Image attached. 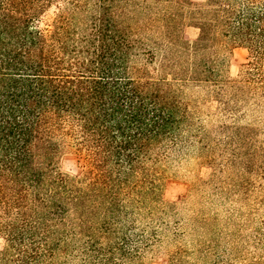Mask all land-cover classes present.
Here are the masks:
<instances>
[{
    "label": "trees",
    "instance_id": "1",
    "mask_svg": "<svg viewBox=\"0 0 264 264\" xmlns=\"http://www.w3.org/2000/svg\"><path fill=\"white\" fill-rule=\"evenodd\" d=\"M229 48L248 53L236 78ZM187 149L211 169L197 188L261 205L264 0H0V264H145L134 225L176 216L166 165ZM214 222L168 264H264L203 240Z\"/></svg>",
    "mask_w": 264,
    "mask_h": 264
},
{
    "label": "rangeland",
    "instance_id": "2",
    "mask_svg": "<svg viewBox=\"0 0 264 264\" xmlns=\"http://www.w3.org/2000/svg\"><path fill=\"white\" fill-rule=\"evenodd\" d=\"M52 15V11L49 12L45 21H50ZM186 32L192 39L197 35V31L192 28H188ZM225 55L228 61V75L236 78L242 65L247 61L248 53L242 48H229ZM199 111L200 122L206 128L214 126L220 120L214 102L206 103ZM195 155L193 149L178 150L171 153L167 161L162 199L165 203L177 205L176 216H166L161 222L147 218L146 221L136 222L134 225L136 234L149 238L151 243L153 241L150 251L143 255L144 263L168 264L169 255L178 246L192 250L197 240L194 229L198 216L205 217L210 222L215 221L212 227H216L219 232L214 239L206 235V232L205 234L201 232L203 240H218L223 250L237 246L240 260L256 255L264 257L263 249L255 251L252 247V238L256 234L264 239V193L254 194L253 198L263 200L261 205L256 206L253 205L255 199L251 198L249 203L253 205V210L250 211L248 208H241L239 204H234L232 198L224 195L221 187L220 191L213 187L197 188L196 185L200 181L209 179L211 169L206 165H200ZM68 171L76 172L74 165L71 164ZM233 221L237 227L240 225L242 228L233 230ZM232 230L234 238L231 236L229 238ZM192 262L190 259L189 263Z\"/></svg>",
    "mask_w": 264,
    "mask_h": 264
}]
</instances>
